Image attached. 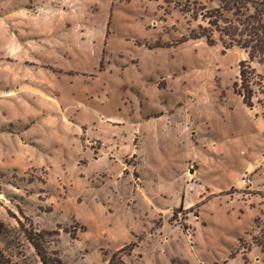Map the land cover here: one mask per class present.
Here are the masks:
<instances>
[{
	"label": "rangeland",
	"instance_id": "374dc122",
	"mask_svg": "<svg viewBox=\"0 0 264 264\" xmlns=\"http://www.w3.org/2000/svg\"><path fill=\"white\" fill-rule=\"evenodd\" d=\"M218 2L0 0L13 264H41L24 229L69 264H264V90L234 92L243 50L177 43Z\"/></svg>",
	"mask_w": 264,
	"mask_h": 264
},
{
	"label": "trees",
	"instance_id": "16d2710c",
	"mask_svg": "<svg viewBox=\"0 0 264 264\" xmlns=\"http://www.w3.org/2000/svg\"><path fill=\"white\" fill-rule=\"evenodd\" d=\"M202 18L205 24H199L196 30L182 36L177 43L189 38H204L210 46L219 42L223 50L232 47L243 50L246 57L238 61V80H235L232 86L234 92L241 97L242 103L252 108L256 88L264 90V75L257 72L252 65L256 62L264 66V0H219L217 6L202 11ZM214 34L217 35V39ZM24 234L41 264H69L56 253H49L47 250L46 245L50 237L57 234L55 230L24 229ZM122 248L121 250H124ZM115 257L113 254L106 264H118ZM0 264H13L1 250ZM210 264L218 263L215 261Z\"/></svg>",
	"mask_w": 264,
	"mask_h": 264
},
{
	"label": "built area",
	"instance_id": "2783aa9c",
	"mask_svg": "<svg viewBox=\"0 0 264 264\" xmlns=\"http://www.w3.org/2000/svg\"><path fill=\"white\" fill-rule=\"evenodd\" d=\"M87 133V131H86ZM86 142L90 145V146H96L97 145V140L96 139H90L89 137H86ZM242 182L244 184H250L251 183V178L248 177L247 174H245V177L242 178Z\"/></svg>",
	"mask_w": 264,
	"mask_h": 264
},
{
	"label": "crops",
	"instance_id": "0c3cea01",
	"mask_svg": "<svg viewBox=\"0 0 264 264\" xmlns=\"http://www.w3.org/2000/svg\"><path fill=\"white\" fill-rule=\"evenodd\" d=\"M250 167H256V164L248 163V164L246 165V167H245V171H246V172H249L248 169H249ZM251 182H252V180H251Z\"/></svg>",
	"mask_w": 264,
	"mask_h": 264
},
{
	"label": "water",
	"instance_id": "95a60500",
	"mask_svg": "<svg viewBox=\"0 0 264 264\" xmlns=\"http://www.w3.org/2000/svg\"><path fill=\"white\" fill-rule=\"evenodd\" d=\"M192 170V169H191Z\"/></svg>",
	"mask_w": 264,
	"mask_h": 264
}]
</instances>
